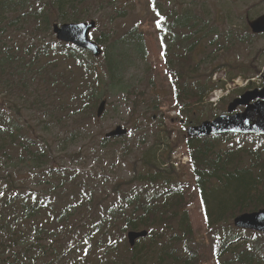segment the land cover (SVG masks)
Wrapping results in <instances>:
<instances>
[{
    "label": "rangeland",
    "instance_id": "374dc122",
    "mask_svg": "<svg viewBox=\"0 0 264 264\" xmlns=\"http://www.w3.org/2000/svg\"><path fill=\"white\" fill-rule=\"evenodd\" d=\"M95 1L97 2L92 4V11L87 5L84 8L85 13L90 14L86 21L94 20L96 25L90 37L93 39V33L103 32L107 39L100 45L101 48L110 51L111 46L118 56L129 54V59H122L121 88L118 87L119 81L106 84V90L96 93L94 106L85 107L74 116L73 113L81 103L78 93L83 89L96 87L99 75L105 69V60L101 55L95 58L91 55L95 59L93 65L96 72L92 69L89 71L93 74L85 71V78L77 93L73 89L72 79L67 75H60L57 81H63L68 86L50 88L44 72L33 64L26 67V79L18 72L17 63L12 67L7 66L3 73L0 107L14 123L20 125L23 135L49 152L48 158L53 168L48 172L46 166L39 168L26 163V149L16 142L8 147V162L0 156V197L6 191L23 193L30 189L34 192L42 190L43 183L49 181V185L43 189L48 191L46 201H51L52 209L39 213L38 228L28 231L38 235V239L44 240L43 243H54L56 249L53 254L64 258L62 264H70L74 260L75 264H85L84 260L88 264H116L112 262L114 259L119 264H129V252L125 247L126 235L123 236L124 231L119 227L120 213L115 211L126 206L123 201L125 195L133 185L139 184L133 183L134 175L139 173L144 178L148 175L147 168L151 166L142 162L153 161L155 166L150 146L157 139L165 140L166 136H170L174 151L172 159L175 157L177 161L180 159L187 164L178 168L177 163L173 165L176 174L167 175L165 172L162 175L173 182L182 180L185 185L188 197L185 209L193 230V248L201 256L198 264H217L213 250L217 249L223 230L233 226V218L230 220L231 224H220L217 230L208 226L194 186L192 166L186 160V125L194 122L200 124L203 120H212L215 115L225 113L230 101L246 90L243 88L247 78L242 77L243 75L250 77V81L253 80L252 88L264 83V36L253 37L244 25L247 18L264 14V0H131L130 3L120 4L121 8L128 7L125 14H122L121 8L117 12L114 10L119 2ZM182 12L191 16V21L182 31H173L172 17L176 14L181 16ZM165 26L170 27V32L165 31ZM199 30L205 31L206 43L210 49L205 56L194 58L191 65H196L200 57L204 58L205 61L200 66L202 73L199 79L197 76L181 77L190 82L198 81L207 87H217L209 92L208 97V93L201 99L197 97L193 105L191 101L194 97L184 96L181 91L183 84L179 79V102L175 103L171 78L165 64L170 55L167 48L165 57H162V48L171 47L173 41L169 43L167 40L171 35L200 33ZM139 41L145 48L142 55L136 51ZM2 43L19 53V46L32 43V37L12 32L0 38V47ZM204 51L207 49L204 48ZM25 56L30 62V57L27 54ZM173 62L174 58L170 56V65ZM68 64L74 77L82 73L76 65ZM63 65L57 62L52 66L61 70ZM29 83L32 88L28 86ZM103 98L107 101L105 111L100 118H96V109ZM189 115L191 118H188ZM116 126L128 130L124 140L114 142L109 139V142L104 143L105 133ZM72 131H78L77 136L63 142ZM216 138V150H225L238 144H235L237 138ZM241 141L244 147L254 151L258 159L251 153L243 152L239 155V163L254 174L259 171L254 182L262 186L261 193L264 195L262 145L250 144L253 142L250 138ZM157 148L156 160L160 151L165 154L160 146L157 145ZM19 160H23L25 164L18 163ZM58 170L74 171L75 180L61 178ZM25 184L29 186L23 189ZM50 184L53 186L50 187ZM61 207L71 210L66 220V229L71 227L74 234L69 237L61 234L62 221H58L55 215V211ZM99 226L101 229L105 228L103 231H107L108 236L111 231L113 239L117 240L109 249L95 247L108 238L94 236V228ZM85 235L92 237L89 257L82 248L85 247L82 241ZM162 237L166 242V236L163 234ZM75 242L78 243V248L72 251L70 249ZM157 253L158 248H155L154 258ZM223 258L224 256L221 257L222 260Z\"/></svg>",
    "mask_w": 264,
    "mask_h": 264
},
{
    "label": "trees",
    "instance_id": "16d2710c",
    "mask_svg": "<svg viewBox=\"0 0 264 264\" xmlns=\"http://www.w3.org/2000/svg\"><path fill=\"white\" fill-rule=\"evenodd\" d=\"M95 2L97 1L0 0V38L6 37L13 32L17 35L31 36L32 43L30 44H36L19 46L20 51L17 53L8 48L5 43H2L0 47V91L3 85L2 79L5 68L7 66L12 67L14 63H17L18 72L21 73L24 79H26L27 75V66L33 64L42 70L50 88L53 86L54 88L68 86L63 81H57L60 75H67L72 79L73 89H76L77 93L80 89L78 88L79 85L82 84V80L85 78V71L89 74H93L89 71L90 69L94 73L96 72V68L93 65L95 59L85 50L58 42L52 34L51 25L54 22L65 23L86 20L90 17V14L85 13L84 8L87 5L92 11V4ZM110 2H119V5L114 7L117 12L121 8V2L126 4L130 3L131 0H109ZM97 4L100 6L99 2ZM127 10H129L128 7L120 9L122 14H125ZM190 17L183 12L181 16L180 14L173 15V31H182L190 23ZM204 32H185L172 35L171 40L181 50L185 48L182 54H175L180 59V62L183 64H186V62L191 63L187 49L190 52V57L193 58L191 53L196 45L188 44L187 42H194L199 38L203 40ZM46 38H49V40L46 41ZM106 39L107 37L103 32L100 34L94 33V40L99 45H103ZM210 44H213V41H210ZM144 49L141 41H139L136 46L137 53L142 55ZM102 50L105 69L99 75L96 87L83 89L78 93L77 97L81 100V103L73 113L74 116L82 112L85 107L94 106L96 93L102 89L106 90V84L110 85V82L119 81L118 87L121 88L122 59H129V54L118 56L111 46L110 51L104 48ZM25 54L30 57V62ZM57 62L64 64L61 70L52 66ZM68 63L76 65L82 73L78 77H74ZM199 66V63L196 67L195 65L192 66L190 72L198 75ZM183 68L185 67L180 66L181 72ZM179 79L182 80V77ZM181 84H183L181 91L184 96L194 97L191 101L193 105L197 97L201 99L207 91L217 86L211 85L207 87L199 85L197 82L191 84L188 79L181 82ZM28 86L33 87L30 83ZM175 95L179 97L178 87ZM188 118H191V116L189 115ZM193 124L196 123L194 122ZM77 132H70L63 142L76 137ZM123 140L112 141L119 142ZM16 142H19L26 149L28 155L26 163L39 168L46 166L48 172L52 170L53 167L50 165L51 162H49L48 158L49 152L34 143L28 136L23 135V129L20 125L14 123L3 112V108L0 107V156L6 162H8L9 158L8 147H12ZM107 142H109V139H104V143ZM216 142L217 138L210 136L187 139L191 169L195 177L194 186L201 198L207 224L211 229L215 230L220 224H231L230 220L236 214L264 208V195L261 193L263 188L254 182L256 176L259 175V171L254 174L249 171L250 169H244V164L239 163L238 160L240 153L243 152L251 153L258 159L257 155L253 150L244 146L216 150ZM157 145L165 152V154H162L161 151L158 153V160L155 159L158 149ZM150 152L154 157V161H156L155 166L153 161L142 162L146 166H151L147 168L148 175L145 178L141 177L139 173L134 175L133 183L138 182L139 184L133 185L129 189V193L125 195L123 201H125L126 206L121 209L117 208L115 211L120 213L121 224L119 227L124 231L123 236L129 230L145 229L148 232L146 237L140 238L131 248L125 242V247L129 252L127 262L129 264H198L201 256H198L196 249L193 248V230L190 217L185 209L188 204L185 185L182 180L173 182L162 175L165 172L167 175L176 174L173 167L168 164L173 153L170 136H166L165 140L162 138L157 139L156 143L150 146ZM18 163L25 164L23 160H19ZM163 164H166V166L164 169H160L163 168ZM57 172L61 178L75 180L74 171L58 170ZM46 185H49V181L43 183V188ZM26 186L29 185L25 184L23 189ZM52 186L50 184V187ZM37 188H40V186H37ZM43 188L35 192L30 189L23 193L6 191L0 197V264L63 263V257L53 254L56 249L54 243H43V239H38V235H33L28 231L32 232L38 228L40 224L37 221L40 216L39 213L52 209L51 201L48 199L46 201L48 191ZM41 201L45 203H41ZM77 210L78 206L76 205L75 211ZM70 211V209L64 207L55 211L57 220L62 221L60 225L61 234L66 237L74 234L71 231V227L66 229V220L70 215ZM104 229H101L100 226L94 228V236L106 238L109 233L103 231ZM163 234L166 236V242L163 240ZM113 236L110 231V236L103 243L95 245V247L109 249L117 242L116 239H113ZM91 240L92 237L89 235H85L82 240L85 246L82 248L86 252L87 257L90 256L89 244ZM146 242L149 243L146 245ZM77 248L78 243L75 242L70 250L73 251ZM155 248H158L156 258H154ZM215 251L216 257L224 256L220 264H264V233L233 229L232 227L224 229L217 250L215 248L213 253ZM112 262L119 264L116 259L112 260ZM83 263L88 264L89 262L84 260ZM70 264H75V260Z\"/></svg>",
    "mask_w": 264,
    "mask_h": 264
},
{
    "label": "water",
    "instance_id": "95a60500",
    "mask_svg": "<svg viewBox=\"0 0 264 264\" xmlns=\"http://www.w3.org/2000/svg\"><path fill=\"white\" fill-rule=\"evenodd\" d=\"M249 26L253 33H264V15L258 16L256 19L249 21ZM95 27V22L89 23H63L52 25L53 33L57 40L72 43L77 47L90 51L95 57L101 54V49L96 43L89 39V32ZM256 99V100H255ZM255 100L254 103H250ZM238 105H247L242 113L233 115H220L212 122L203 121L198 126H189L186 130L190 137L207 136L215 133L231 132V133H264V88L261 90H252L245 92L239 98L234 99L228 105V111L234 110ZM105 108V100L101 101L96 115L100 117ZM256 118V120H255ZM250 122H254L253 124ZM125 130L117 126L114 130L106 134V137L120 136ZM233 223L237 227L250 228L256 231H264V209L254 212H247L236 216ZM146 234V231L129 232L128 239L130 245L134 241Z\"/></svg>",
    "mask_w": 264,
    "mask_h": 264
},
{
    "label": "flooded vegetation",
    "instance_id": "af4514ba",
    "mask_svg": "<svg viewBox=\"0 0 264 264\" xmlns=\"http://www.w3.org/2000/svg\"><path fill=\"white\" fill-rule=\"evenodd\" d=\"M250 20H252V19H246L245 21H244V25H245V27L247 28V29H249V26H248V21H250ZM250 30V29H249ZM251 35L253 36V37H258V36H264V34H252L251 33Z\"/></svg>",
    "mask_w": 264,
    "mask_h": 264
}]
</instances>
